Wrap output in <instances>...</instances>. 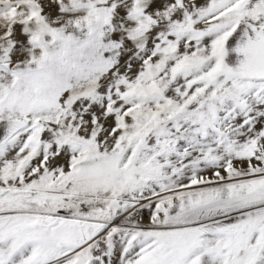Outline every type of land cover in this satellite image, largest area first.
<instances>
[{
    "label": "snow or ice",
    "instance_id": "6c2138e0",
    "mask_svg": "<svg viewBox=\"0 0 264 264\" xmlns=\"http://www.w3.org/2000/svg\"><path fill=\"white\" fill-rule=\"evenodd\" d=\"M0 264H264V0H0Z\"/></svg>",
    "mask_w": 264,
    "mask_h": 264
}]
</instances>
